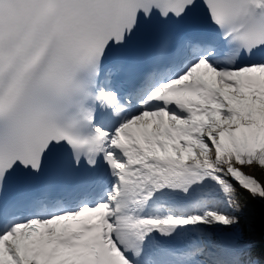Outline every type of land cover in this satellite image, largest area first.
<instances>
[{
  "label": "snow or ice",
  "instance_id": "snow-or-ice-1",
  "mask_svg": "<svg viewBox=\"0 0 264 264\" xmlns=\"http://www.w3.org/2000/svg\"><path fill=\"white\" fill-rule=\"evenodd\" d=\"M0 264H264V0H0Z\"/></svg>",
  "mask_w": 264,
  "mask_h": 264
}]
</instances>
